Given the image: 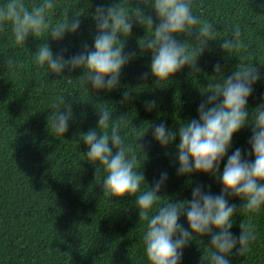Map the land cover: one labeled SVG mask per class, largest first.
Wrapping results in <instances>:
<instances>
[{"label":"clouds","instance_id":"clouds-1","mask_svg":"<svg viewBox=\"0 0 264 264\" xmlns=\"http://www.w3.org/2000/svg\"><path fill=\"white\" fill-rule=\"evenodd\" d=\"M60 7L57 0L31 4L26 0H0V26L10 31L19 47L25 46L29 36L43 40L35 51V64L56 77L79 70L81 87L97 96L101 90L108 93L122 86L123 68L138 55L136 51H125L134 25L144 28V38L137 42L139 54H150L147 71L141 73V78H152L157 86L185 69L200 72L198 57L209 41L220 39L219 48L228 56H235L229 55L235 50L247 51L240 27L234 26L228 34L215 38L213 23L194 11L193 0H99L90 14L91 46L83 42L77 52L65 55L67 48L54 52L47 41L60 44L66 35L77 34L83 11L65 3L62 15L54 20ZM146 27L150 30L147 36ZM45 33L46 40L42 39ZM4 64L9 71L18 61L10 56ZM211 67L212 74L208 76L212 79H208L206 91L199 90L196 115L174 129L163 121L150 122L137 143L143 154L141 141L146 135L161 149L171 145L175 174L189 178L206 174L218 182L219 194H214L209 185L194 184L190 198L176 200L168 196L161 202L168 172L161 171L151 183L145 179L143 165H139L137 154L124 138L126 118H113L110 107H95L96 126L80 132L86 160L96 173L100 171L98 166H103L104 175L97 181L102 193L118 200L135 197L133 205L138 217L146 221L142 235L145 264H182L189 244L197 239L203 242L205 237L207 251L199 264H233V258L245 257L257 239L251 218L240 221L238 235L231 229L238 214L251 217L264 209V93L254 107L248 103L254 86L264 81V60L254 64L253 59L251 63L241 59L230 72L220 61ZM131 102L132 94L125 89L120 103ZM142 103L147 112L157 108L154 98ZM74 119L72 101L62 96L46 121L56 135L64 136ZM244 128L249 129L247 147L233 149L234 134ZM233 197L240 201L239 207L230 202Z\"/></svg>","mask_w":264,"mask_h":264},{"label":"trees","instance_id":"trees-1","mask_svg":"<svg viewBox=\"0 0 264 264\" xmlns=\"http://www.w3.org/2000/svg\"><path fill=\"white\" fill-rule=\"evenodd\" d=\"M57 2L61 7L52 17L54 20L59 19L63 5L68 3L83 11L82 23L77 34L66 35L60 44L49 39L52 50L67 48L65 55H71L83 42L91 46L90 14L99 0ZM193 5L202 19L213 23L215 38L228 34L234 26L240 27L247 51L235 50L229 53L235 56H228L219 48L220 39L209 41L198 57L200 72L185 69L168 83L157 86L152 78H141V73L147 71L150 54H139L137 42L144 38V28L134 25L125 51H136L138 55L123 68L122 86L108 93L101 90L99 96L81 87L79 70L56 77L38 67L35 51L43 40L29 36L25 46L19 47L10 31L0 26V264H145L142 235L146 221L138 217L133 205L135 197L118 200L103 194L97 183L104 175L103 166L99 165L96 173L84 155L86 146L80 140V132L96 126V108L101 105L114 111L113 118H126L124 138L137 154L139 165H143L145 179L151 183L161 171L168 172L161 202L169 197L190 198L194 184L209 185L214 194H219L218 182L206 174H193L190 178L175 174L171 145L167 150L161 149L146 135L141 141L143 154L137 143L150 122L163 121L174 129L196 115L199 90L206 91L214 62L220 61L230 72L241 59L249 63L253 59L254 64L264 60V0H193ZM149 32L146 27L145 36ZM42 39H47V33ZM10 56L16 57L18 64L8 71L4 62ZM125 89L131 92L132 102L122 104L121 93ZM261 93L264 81L254 86L250 108L259 102ZM62 96L72 101L75 115L64 136L56 135L46 121ZM153 98L157 108L145 111L142 102ZM248 135V128L234 134L232 148L247 147ZM230 202L240 205L235 197ZM249 218L256 226L257 239L245 257L233 258V264H264V209L251 217L238 214L231 231L238 235L240 221ZM203 242L197 239L189 244L182 264H199L207 251Z\"/></svg>","mask_w":264,"mask_h":264}]
</instances>
